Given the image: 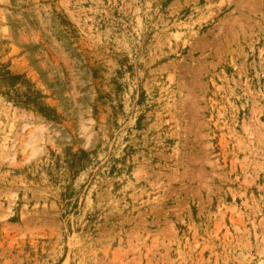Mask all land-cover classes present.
I'll return each instance as SVG.
<instances>
[{"label":"rangeland","instance_id":"rangeland-1","mask_svg":"<svg viewBox=\"0 0 264 264\" xmlns=\"http://www.w3.org/2000/svg\"><path fill=\"white\" fill-rule=\"evenodd\" d=\"M0 264H264V0H0Z\"/></svg>","mask_w":264,"mask_h":264}]
</instances>
